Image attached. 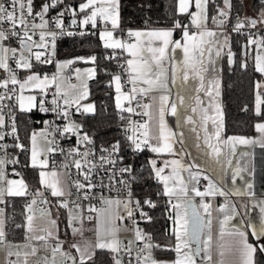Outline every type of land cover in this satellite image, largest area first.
I'll use <instances>...</instances> for the list:
<instances>
[{
	"label": "snow or ice",
	"instance_id": "1",
	"mask_svg": "<svg viewBox=\"0 0 264 264\" xmlns=\"http://www.w3.org/2000/svg\"><path fill=\"white\" fill-rule=\"evenodd\" d=\"M224 9H218V16H213V23L217 26L223 25L229 17V13L232 7L231 0H223ZM64 4V0H50V3H43L39 11L34 13L33 0H10V5L5 6V3L0 2V70L4 72V77L0 78V141L5 139L6 135L12 136L16 139L14 145L15 148L22 151L25 150L24 145L19 142L18 129L16 126L15 110L18 109L21 113H30L33 109H37L41 113L53 112L58 119L65 121L63 126H54L50 121H44L46 131L41 132L39 135L43 137L48 144L46 151L48 153L55 152L59 147H53L55 140H48V135L51 133L53 136L59 135L60 137L75 136L77 147L70 148L67 155L73 158V165L78 172L83 175L84 180L88 183H81L80 181L74 182V187L77 192L87 188L91 189L94 185L91 183L93 171L96 168H102L106 172L109 169L104 168L106 164L112 165L115 168L117 164L116 156L120 151L119 142L111 145L109 149L101 148L100 163L97 165L94 157L95 152L91 149L80 151V146L85 144H92L93 141L85 133L80 135L82 125L70 118L69 109L75 108V111L81 115L87 113H94V105L88 104L86 106L81 105V101L88 96L87 85H84V91L79 93H69L64 90L60 83L58 75H54L51 79L45 75L41 78L38 71H33L36 64H51L53 63V57L55 56V41L57 36L67 34L73 35L71 31H65L64 16L70 14L71 25L84 28L91 24L92 28L98 27V22L104 25V29L99 32L100 40L103 41V46L106 49H122L127 52L130 57L127 59V74L128 83L131 85L129 92L122 91L121 76H113V81L116 85V107L121 113L128 112L134 113L135 109L131 106L132 101L137 100V97H146L153 91H160L159 97H150L151 103L140 102L137 107L142 108L143 115L148 117V120L143 123H134L129 121V129L131 132L127 136L128 141L131 142L130 146L133 151H142L146 147L149 151L156 154H165L174 152V143L178 137L176 133L172 131L166 121V114L179 117L178 109L183 106L190 108L193 115L186 117L185 123L189 125L196 124L197 116L200 120L198 127L203 132L201 138L198 134L197 139L203 140V145L208 149V155L217 164H227L231 166L233 164V157L237 155V145H255L259 144L264 148V123H258L256 129L262 134V139L257 141L255 139H249L240 136H229L225 138L222 133L224 129L223 113L219 102L216 97L220 94V83L218 79H207L204 75L208 71V67L205 64V54H208V63L215 64L212 59L213 50H215V56L219 57L225 44L220 43L217 32L207 30L205 27V21L207 19V5L208 0H194L195 12H189L190 0H179L178 12L180 14H188L191 16V24L200 29L198 33H189L188 26L182 25L180 21L173 22L172 29L164 30H152L147 32L128 30L129 37H135V43H129L122 39H118L114 36V31L120 27V0H83L78 5V11L72 5H65L64 10L60 11L52 20L54 26L59 31L50 30V21L46 19L50 9H55L58 5ZM82 14L81 18L77 19L78 15ZM37 18L39 23L36 22ZM247 26L256 27L257 23L264 24V11H261L259 20L246 18ZM111 26L110 28L108 26ZM7 26V27H5ZM246 27L245 21L237 18L236 23L233 25V31L240 32L242 28ZM19 29V30H18ZM176 29L182 30L181 40H174L173 33ZM39 30V42L33 40V36L37 34ZM83 35V33H81ZM242 34V33H241ZM222 35V34H221ZM11 38H16L19 42V49L14 47L5 46V41ZM50 38V39H49ZM227 41V37H224ZM255 44L257 46V52L255 55V70L264 75V39L255 40L249 38L246 48ZM51 45V46H50ZM36 49L35 51L33 49ZM176 49H182L184 53V60L181 65H171V81L176 82L178 77H182L184 82L189 79L198 80L199 87H193L192 91H195L197 95L195 97L178 96V103L176 101H170L169 95L166 93L169 91V69L165 66L166 62L170 60L169 52H175ZM247 52L245 55L247 56ZM33 57L35 64L32 62ZM110 59L112 57H109ZM227 58L229 65L234 62V53L229 50L227 52ZM90 59L95 61L96 57L92 56ZM11 62V63H10ZM14 63L15 68L11 66ZM72 61L57 62L56 68L58 73L63 68H66ZM242 67H247V61L242 64ZM17 70H24L28 73L26 77L19 79ZM215 71V68H213ZM80 70L77 69V73ZM95 73L93 70H89L88 75L93 76ZM55 85V92L51 101H47L45 98L38 99L37 95H26V92L32 90H39V93H43L46 96V89L52 85ZM207 84V86H206ZM11 85V87H10ZM146 85V87H144ZM261 84L257 82V89ZM203 92L205 96L211 99L208 105H204V100L199 93ZM215 92V96H213ZM158 99V104L156 103ZM5 100L15 101V105L4 104ZM194 100V103L192 101ZM126 101L128 106H123ZM52 107H48V104ZM262 103L259 93L257 94V106L256 114L261 115L260 105ZM8 108V119L11 120L10 124H6V116L4 109ZM214 109L215 115L210 114L209 109ZM82 109V110H81ZM211 122V128L209 127ZM155 126V131L153 127ZM10 130L2 131L5 128ZM196 130L195 128L193 129ZM157 141L156 144H152L151 141ZM31 166L39 167L40 184L47 189H50L53 197H64L66 195L62 187L59 186V180H48L46 177H56V172H45L43 169L47 166V159H39L40 152L37 150V133H33L31 137ZM8 146L0 144V149H6ZM61 153L64 149H59ZM106 153V155L104 154ZM241 156H246L248 153L241 152ZM78 157V158H77ZM122 161L123 158L120 157ZM12 163H18V160H12ZM152 170L156 179L162 183L163 192L162 195L169 198V203L173 197H176L178 202L172 204V208L175 210L173 236L175 237V246L168 248L169 251H174L176 254L175 260L171 262L158 261L152 255L153 247L160 248V245H154L151 241V237L147 236L136 228L134 230V240H129L127 244H124L117 238L119 227L114 226L110 229H105L104 236L107 239H101V233L97 230V243L93 245H85L81 247L80 244L74 243L71 247L75 248L79 254V264H87V261L91 260L92 264H95L93 257L95 256L94 249L108 250L113 254L112 258L114 264H122L123 258L119 255L124 252L127 256L132 257L134 251V245L137 242H143L142 247H135V259L136 264H197L196 257L203 253L204 259L208 262L212 261L211 247H212V228H213V205L210 201H205V197L221 196L225 198V202L219 205L215 209L217 216L216 222L219 226V237L223 238L226 234L234 237L233 247L240 255L241 264H258L256 260V254H264V201L260 202V218L259 223H252L251 221H241L242 227L232 228L231 222L238 215V210L235 204L231 203L228 199L229 196H242L249 197L254 201L255 193L252 191L253 184L249 181L246 183L244 189L233 187L231 192L223 190L222 187H218L207 176L203 179L208 181L207 187L204 191H200L196 187L189 189V181L185 180L180 175L183 171H189V167L196 168L195 165L186 167L180 160L165 161L164 167H157L156 162L153 160L150 162ZM5 160L0 158V204L5 203L3 197L5 194L10 197H19L27 195V185L24 180H7L5 187V176L3 173V167ZM67 167V165H66ZM171 167V173L165 175V168ZM223 171V169H222ZM245 171H250L247 163L241 164L240 161L236 162V166L231 172L232 184L236 185L238 178H241V174ZM131 165H126L118 169V173L123 176L125 173H131ZM116 172H112L109 179H114ZM191 181L199 183L200 172H190ZM170 182H173V186L170 187ZM117 183L125 185L127 182L124 179L117 181ZM189 191L194 192L195 196L200 197L199 208L191 202L188 198ZM160 194V193H158ZM37 195L43 196V192H38ZM71 195V192L68 193ZM87 198V192L84 193ZM129 199L122 201L119 199L112 200L107 199L104 201L110 207L116 205L117 207L123 206L127 213V217L132 220L133 224H136L134 212L138 211L140 217L150 220L151 217L143 210L146 205L149 208H154L156 205L150 199L146 198L142 203L139 200L135 201L134 207H132V192L128 191ZM36 200L33 199L31 204L28 205V210H31V205L36 204ZM42 203H47L46 200H42ZM71 203H75L72 201ZM69 201L64 200L59 202V207L67 208ZM253 206H255L253 204ZM78 207V206H77ZM94 209H90L93 211ZM202 210V211H201ZM116 219L123 220V216L117 214ZM27 231L31 232L32 220L31 215L27 216ZM77 217L75 213H69V227H72L73 235H75L79 229L73 227ZM48 223L52 226H56L55 219H49ZM5 220L3 218V210L0 209V244H5L7 247L6 257L15 255L17 260L8 261V264H21L20 257L23 255L25 259L23 264H29L28 257H34L32 264H49L48 257L45 256L42 259L38 256V247L32 244H25L23 251L21 246L11 245L5 240L4 231ZM245 229L251 230V235L255 239L256 244L249 242V237L246 234ZM207 230V231H205ZM47 235H40L33 237L34 239L44 241V247L47 248L48 241L55 240L56 243L51 247L53 257L57 253L67 259L72 260V264H76V257L70 253L62 251L63 242L59 237L53 234L50 229H44ZM27 238V237H26ZM218 247L223 248L222 244H218ZM13 248L16 250L13 251ZM30 249V251H29ZM220 256L224 253L221 251ZM53 264L55 262L53 261ZM129 264H132L131 259ZM223 264V260L219 262Z\"/></svg>",
	"mask_w": 264,
	"mask_h": 264
},
{
	"label": "trees",
	"instance_id": "2",
	"mask_svg": "<svg viewBox=\"0 0 264 264\" xmlns=\"http://www.w3.org/2000/svg\"><path fill=\"white\" fill-rule=\"evenodd\" d=\"M39 5L43 0H33ZM81 0H74L73 3ZM221 0H208L207 17L208 21L216 15L214 3L220 4ZM230 13H235L238 17L242 13L243 6L240 0H231ZM264 5V0H252V9L258 11ZM120 25L130 27L146 26H173L174 21H180L183 24L184 15L176 11V0H120ZM232 17L228 18L229 23H234ZM181 29H176L174 35H179ZM229 35V46L234 53V62L229 65L226 55L223 54L220 61V104L223 113L224 135H242L248 136L253 133L254 124L264 120V88L256 91V83L262 79L261 73L255 70V64L252 57L243 51L247 37L245 33L236 31H225ZM96 60L91 64L94 67V76L87 82L88 96L87 101L93 102L95 112L87 115L81 120L86 127L93 131L95 138L99 142L114 143L121 142V134L114 129L117 122L116 110L112 103V88L110 85L111 76L118 73L117 56L121 54L118 50L104 48L97 35H86L80 37H63L57 45V57L76 58L92 57ZM109 57H112L111 59ZM247 61V67L242 64ZM35 64V63H34ZM72 64H83L81 61L73 60ZM51 65L36 64L33 71L40 74L51 69ZM121 76V75H120ZM122 81V76H121ZM259 93L262 103L260 105L261 115L256 114L257 94ZM40 115L33 110L30 113H21L17 111L16 126L18 129L19 142L26 144L29 136V129L34 123L32 119ZM16 140V139H15ZM15 160L12 168L16 169L26 182H37V169L27 164L26 151H15ZM144 169L139 175L136 184L137 191L142 195H149L155 203L154 208H144L145 212L151 217L145 220L144 226L148 231L151 241L154 245H160V248L153 247L152 255L156 259H168L172 256V235L169 231V210H163L160 197H155V191L160 190L158 182L152 175L151 168L147 160V151L144 150L141 155ZM11 206L15 213V227L11 228L8 238L10 241L21 240L23 237L24 211L21 206L20 197H9ZM64 220L61 214L58 216V226L61 231ZM95 264H112L113 258L108 250H95L93 257ZM258 264H264L263 256L258 252L256 254ZM92 264V261H87Z\"/></svg>",
	"mask_w": 264,
	"mask_h": 264
},
{
	"label": "crops",
	"instance_id": "3",
	"mask_svg": "<svg viewBox=\"0 0 264 264\" xmlns=\"http://www.w3.org/2000/svg\"><path fill=\"white\" fill-rule=\"evenodd\" d=\"M243 6V10L242 13L239 15V19L240 20H244L247 21L246 18H251L254 19L255 18V13H257L256 11H254L252 9V5H249V2H243L242 0H240ZM83 2V0L81 1H77L75 4L73 3V7H75L78 11V5ZM223 0H221L220 4L218 5V9H222L221 7H223ZM178 5H179V0H176V11L178 14H180L178 12ZM226 12H228V9L223 8ZM195 5H194V0H190V8H189V12H195ZM253 11V12H252ZM255 12V13H254ZM216 13H218V10L216 11ZM254 13V14H253ZM180 15H184L185 18H188L189 22H190V29L188 30L189 33H198L200 31V29H197L196 26L191 24V16L188 14H180ZM82 14H79L77 19L81 18ZM216 16V15H215ZM237 21L234 20L235 24ZM99 23V22H98ZM205 23V27L207 28V30L210 31H215L217 32L219 39H220V43L225 44L226 46L223 48L221 55L219 57L215 56V50H213L212 53V59L215 61V64H209L208 63V54H205V64L208 67V71L204 73L206 80L207 79H218L219 83H220V76H219V72H220V61L222 58V55L225 54L226 58H227V52L229 50V35L220 28V26H217L216 24L213 23V20L210 19L208 21V17L206 19ZM173 26H163V27H157V26H144V27H134V31H141V32H147V31H152V30H164V29H172ZM102 31V30H101ZM100 32V31H99ZM99 32L96 34L101 45L103 46V41L100 40L99 37ZM222 34V35H221ZM114 36L118 39H120V37L114 33ZM224 37H227V41H225ZM182 38V30L179 33V35H174L173 33V39L174 40H181ZM253 39V38H252ZM263 39V38H262ZM36 42H39L36 41ZM136 42V38L133 37L132 41L130 43H135ZM248 40H246V45H247ZM5 43V42H4ZM58 45V44H57ZM6 46V44H5ZM104 47V46H103ZM35 49V48H34ZM110 49V48H109ZM111 50H118L120 52V54L123 56L124 58V65L125 68L127 70V64L126 61L127 59H129L130 57L127 55V52L123 51L122 49H111ZM169 56H170V60L168 62H166V67L169 69V91L166 93L167 95H169V99L170 101H176L178 103V96H188L191 95L193 97H195L197 95V93L195 91H192V88L195 87H199V81L198 80H193V79H189V81L184 82L182 80V77H178L176 82L173 83L171 81V65L174 63L176 65H181L183 60H184V53L182 49H176L175 52L170 51L169 52ZM58 59V57H57ZM228 59V58H227ZM33 63L35 62V59H33L32 61ZM71 65H74L71 63ZM80 65V64H79ZM92 65V64H91ZM93 66V65H92ZM213 68H215V71H213ZM68 70H71L72 73V69L68 68L66 70V72ZM66 72H65V79H66ZM20 77L19 79L23 80L26 75H28V73L24 70H21L20 73ZM40 74V73H39ZM118 74V73H115ZM119 75V74H118ZM44 73H41V78H43ZM52 78V77H51ZM50 78V79H51ZM90 79V78H89ZM88 79V80H89ZM126 81H128V74L126 71ZM66 82L69 83L66 79ZM88 82V81H87ZM76 83V79L75 82ZM73 83H69V84H73ZM207 86V84H206ZM146 87V85L144 86ZM131 88V85L127 82V86H122V91L127 93L129 92ZM260 90V88L258 89V91ZM113 91V90H112ZM26 95H37L38 99H40L41 97V93H39V90H32L30 92H26ZM161 94L160 91H153L151 93H149V97L155 96V97H159V95ZM199 95L201 96V98L204 100V105L207 106L209 100L211 99L208 96H205L203 92L199 93ZM213 96H215V92H213ZM216 100L219 102L220 104V94L218 97H216ZM90 102V101H89ZM152 101L150 100L148 103H151ZM112 103H113V93H112ZM123 106L126 103V101L122 102ZM156 103L158 104V99L156 101ZM192 103H194V100L192 101ZM15 104V101H14ZM114 106V104H113ZM221 107V104H220ZM115 110H118L116 106H114ZM34 110V109H33ZM222 110V109H221ZM16 111H18V109H16ZM71 115L70 118L74 121L79 120L78 118L75 117V115L73 114V112H75V110L73 108L69 109ZM144 111V110H143ZM179 113H181V115L179 117L177 116H172L170 113L166 114L165 116V121L168 125V127L174 131L176 133V136L178 137L177 141L174 143V152L173 153H165V154H156L153 153L151 151H149L146 148L147 151V160H148V164L151 168L152 171V175L154 176V179L158 182L159 184V189L161 191V193L163 192V185L162 183H160L156 177L155 174L152 170V165H151V161H155L157 167H164L165 166V161H172V160H180L182 164H184L186 167H189L191 165H195L196 168H191L189 167V171H183L180 173V175L182 177L185 178V180L189 181V189H191L192 187H196V183L191 181V177H190V172L194 173L197 170H199L200 172V177L201 176H207L209 179H211L214 183L217 184L218 187H222L223 190L231 192L233 187L239 188V189H244L246 187V183L247 182H251L253 184V188L252 191L255 193V199L254 201L250 200L249 197H242V196H229L228 199L231 203L235 204L237 210H238V215L236 216V218L231 222L230 227L232 228H236V227H242L241 221H251L252 223H259V218H260V202L264 201V148L260 147L259 144H255V145H237V155L235 157H233V164L231 166H228L227 164H217L207 153H208V149L203 145V140L202 139H197L198 134L200 135V137H203V132L202 130L198 127V125L200 124V120L197 116L196 119V124L194 125H189L187 123H185L184 121L186 120V117L189 115H193L191 113L190 108H188L187 106H183L180 107L178 109ZM19 112V111H18ZM95 112V111H94ZM210 114L215 115L214 109L210 108L209 109ZM143 113V112H142ZM93 114V113H91ZM91 114H86V115H91ZM141 120L142 123L146 120H148V117L144 116L143 114H141ZM258 123H264V120L256 122L254 124V128H253V133L251 135L248 136H242V135H224V133H222V135L227 138L229 136H240V137H245V138H249V139H255L257 141L262 139V134L259 133L256 129V125ZM209 127L211 128V122H209ZM196 129L195 131L193 129ZM153 131H155V126L153 127ZM29 136H28V141H27V146L25 148L26 151V158H27V164L29 166H31L28 163V149L30 146V142H29V138L31 137L32 133L28 132ZM17 142V141H16ZM152 144H156L157 141L152 140L151 141ZM15 151H19L20 149L15 148ZM241 152H246L248 153V155L246 156H241L240 153ZM16 158V154L13 152V156H12V160H15ZM240 161L241 164L247 163L250 171H245L241 174V178H238L236 185L232 184V180H231V172L233 170V168L236 166V162ZM263 162V165L262 163ZM13 165V163H12ZM12 167V166H11ZM37 169V182L34 183L36 186L40 187V188H46L41 186L40 184V176H39V172H40V168L36 167ZM223 169V171H222ZM14 174H6V172L4 171V167H3V173L5 176V187H6V181L7 180H20L21 178L24 180L25 183H27L25 181V179L18 174V172H16L17 170L12 168ZM45 172H56L57 176L56 177H46V179L48 180H59L60 184L59 186L63 188V190L66 192V179H65V172L59 169H53L51 168L48 163L47 166L43 169ZM171 173V167H167L165 168V175H168ZM31 183V182H30ZM208 181L206 180L205 185L202 188H198L200 191H204L205 188L207 187ZM173 186V182H170V187ZM197 188V187H196ZM47 189V188H46ZM50 191V189H48ZM51 192V191H50ZM5 196H7L5 194ZM4 196V197H5ZM3 197V198H4ZM188 198L191 199L194 203V205L197 206V208H199V204H200V197L195 196L194 192L189 191L188 193ZM205 201H210L213 205V228H212V234H213V240H212V247H211V254H212V261L208 262L204 259L203 253H201L199 260H197V264H219V262L221 260H223V264H241L240 262V255L239 253L235 250V248L233 247V241H234V237L229 236V235H225L223 238L219 237V226L218 223L215 220V217L217 216V212L215 211L216 208L219 207V205L223 204L225 202V198L221 197V196H215V197H205L204 198ZM30 200L26 205H23V211H24V224H23V237L21 240H17V241H7L8 243H10L11 245H18L21 246V250L23 251V246L25 244H32L34 246H37L39 251H38V256H40L41 251L44 250V252L49 255L48 259L50 258V253H49V246L47 248L44 247V241H40L37 239H34L33 237L36 236H31V232L27 231V224H26V216L28 215H36L39 214L41 212H52L53 215L55 214V218H56V228H57V235L61 236L62 232L59 229L58 226V216L59 214H61V210L62 209H49L46 211H41L38 212L35 208V204L31 205V210H28V205L31 204ZM178 200L176 197L172 198L171 204L169 206V213H168V217H169V231L172 235V248L175 246V237L173 236L172 232H173V228H174V218H175V210L172 208V204L177 203ZM253 204L255 206H253ZM102 211V210H101ZM202 211V210H201ZM51 213V214H52ZM35 219H37V217H35ZM43 220V226L39 227V231L37 233V236L40 235H47V232L44 231V229H50L53 231V234H55V227H52L50 224L45 223L48 222L47 219H42ZM45 220V221H44ZM207 231V230H205ZM246 234L249 237V242L253 243L254 245L256 244L255 239L252 237L251 235V230L250 229H245ZM27 237V238H26ZM54 242L53 240H49L48 241V245L49 243ZM218 244H222L224 247L220 248L218 247ZM16 249L13 248V251H15ZM7 251V247L5 245V248L2 247V245H0V256ZM30 251V249H29ZM223 251L224 255L220 256L219 253ZM40 252V253H39ZM263 258H264V254L260 253ZM15 256V255H14ZM16 257V256H15ZM33 257H28V261L30 262L32 260ZM176 258V254L174 251H172V256L170 257L171 261L175 260ZM25 259V257L23 255H21L20 257V261L21 264H23V260ZM42 259V258H41ZM54 260L59 261L58 258H54ZM169 259V258H168ZM17 260V257H16ZM77 262H79L78 260H76ZM0 264H2L0 262Z\"/></svg>",
	"mask_w": 264,
	"mask_h": 264
},
{
	"label": "built area",
	"instance_id": "4",
	"mask_svg": "<svg viewBox=\"0 0 264 264\" xmlns=\"http://www.w3.org/2000/svg\"><path fill=\"white\" fill-rule=\"evenodd\" d=\"M74 0H64V4L58 5L55 9H50L48 15L46 16V19L50 21V30L52 31H59L55 28L54 23H52L53 18L62 10H64L65 5H73ZM0 2L5 3V6L10 5V0H0ZM34 2V1H33ZM43 3H50V0H43V2L39 5H36L34 3V13L35 11H39L40 7ZM214 8L216 11L218 10V4L214 3ZM216 16H218V13H216ZM229 17H232L233 19H237L238 16L235 13H229ZM228 17V18H229ZM71 15L66 14L64 16L65 21V31H71L73 35L69 36L67 34L59 35L56 38L55 41V56L53 57V63L57 60V44L59 40H61L63 37H80V36H86V35H94L97 34L99 31L104 29V25L102 23H98L97 28H92L91 24L88 26L81 28L79 26H73L71 25ZM37 23H39V19L36 20ZM246 27L242 28L240 30V33H245L247 40L249 38H254L255 32H258L259 35L264 39V27H250L247 26V21H245ZM188 26V30L190 29V22L188 18L183 19V24ZM233 23H229L226 21L223 25L220 26V28L224 31H233ZM7 27V26H5ZM110 28V26H108ZM19 30V29H18ZM128 30H133L134 27L130 26H121L114 31L120 39L131 42L133 37L128 36ZM83 33V35L81 34ZM50 39V38H49ZM34 41L39 40V30H37V34L33 36ZM6 46L8 47H14L19 49V42L16 38H11L8 41H5ZM51 46V45H50ZM117 62V69L118 74L122 76L121 84L122 86H127L126 81V68L124 65V58L121 55L120 57L117 56L116 58ZM11 63V62H10ZM53 63L51 64H41V65H51L53 67ZM13 68H15L14 63L11 64ZM18 76L20 77L21 70H17ZM4 72L0 70V78L4 77ZM47 75L49 78L53 77L52 68L44 72V76ZM66 79L69 83L75 82V77L72 75L71 70H68L66 72ZM11 87V85H10ZM0 91H3V89H0ZM55 92V85L48 87L46 89V96L41 93L40 98H45L47 101H51L53 98V93ZM150 101L149 95L146 97H137V100L132 101L131 106L135 109L134 113H128L116 110V118L117 122L114 125V129H116L121 134V142L120 145V151L118 155L116 156L117 164L115 168H113L112 165L106 164L104 168L109 169L110 171L106 172L102 168H96L93 171L91 183L94 185L90 190L85 188L81 190L80 192H77V189L74 187V182L80 181L81 183L87 184L88 182L84 180L83 175H81L78 170L73 165V158L67 155V152L70 148L77 147L76 144V137L75 136H65L60 137L58 134L53 136L51 133L48 135V140H55V144L53 147H56L58 145L59 147L55 152L48 153L47 151L40 154L39 159H47L48 165L53 169H59L65 172V179H66V195L64 197H53L51 195V192L46 188H40L36 186L34 183L27 182V195L25 196H19L21 198V206L26 205L30 200L35 199L37 202L35 204V208L38 212L46 211L49 209H65L68 212L75 213L77 219L74 222L73 227L77 229H81L83 227V223L85 221H90L93 219V216L100 213L101 210L104 208L105 203L104 201L107 199L112 200H122L127 201L129 199L128 197V191L131 190L132 192V207L135 205V201L139 200L141 203L146 199L150 198L149 195H142L137 191L136 184L139 180V175L144 169L143 161L141 160V155L144 150H146V147H144V150L142 151H133L132 147L130 146L131 142L128 141L127 136L131 134L129 129V121H132L134 123H142L141 120V114L143 112V109L140 107H137V104L140 102L148 103ZM4 104H14L13 101L5 100L3 102ZM48 107H52V105L49 103L47 105ZM125 107L128 106L127 102L124 104ZM40 116L38 118L32 119V127L29 129L30 133H37L40 134L41 132H45V124L44 121H50L52 122L53 127L54 126H63L65 121L63 119H58L53 112L48 113H41L37 109H34ZM5 116H6V124H10L11 120L8 119V108L4 109ZM77 120L76 122L82 125V130L80 135L83 136L85 133L91 138L93 141L92 144H85L83 146H80V151L83 152L85 150H93L95 152V161L97 165L100 163V155L102 154L100 149L103 147L105 149H109L111 145L116 144L114 143H103L99 142L95 138V134L93 131L89 130L86 127V124L81 120L82 118L86 117L87 115H81L77 113L76 111L73 112ZM17 111L15 110V119H16ZM9 128H5L2 131H9ZM16 143V140L9 135L5 136V139L3 141H0V144H5L8 147L6 149H0V158H3L5 160L4 164V171L6 174H14L12 170V156L13 152L12 150L15 149L14 145ZM60 148L64 149V152L61 153L59 150ZM106 155V153H104ZM120 157L123 158V160H120ZM78 158V157H77ZM67 165V167H66ZM131 165L132 172L131 173H125L123 176H121L118 173V169L120 167ZM112 172H116V175L114 179L110 180L109 176L112 174ZM204 175L200 177L199 183H196L197 188H202L205 185L206 180L203 179ZM124 179L127 182V187L125 185L117 183V181ZM38 192H43V196L37 195ZM71 192V195H68V193ZM87 192V198H85L84 193ZM160 193V194H158ZM155 197H160L161 199V207L162 209L169 210V206L171 203H169V198L162 195L160 190L155 191ZM10 196H5L3 199L5 203L0 204V209L3 210V218L5 220L4 225V231H5V240L9 241L8 234L10 233L11 228L15 227V213L14 208L11 206L10 203ZM42 200H46L47 203H42ZM67 200L69 201V206L67 208L59 207V202ZM74 201L75 203H71ZM172 201V200H171ZM78 206V207H77ZM148 208L146 205L144 208ZM143 210L145 211V209ZM90 209H94L93 211H90ZM119 215L123 216V220H119L122 222L125 228V233L120 237V240L127 244L129 240H134V230L136 228H139L142 230V232L147 236H149L148 231L145 229L144 222L146 219H143L140 217V214L138 211L134 212V219L136 221V224L132 223V220L127 217V213L123 206L119 207L118 213ZM2 247L5 248V244H0ZM55 245V242L49 243V253L50 258L48 259L49 264H53V261L55 264H71L70 260L66 257L59 259V261H56L53 259V255L51 252V247ZM143 242H137L136 245H134V251L133 256L129 257L124 252H121L119 255L123 258L122 264H129V260L131 259L132 264H136L135 259V247L139 246L142 247ZM63 252H66V249H63ZM113 256V254L111 253ZM15 261L16 257L13 255L11 257H6V251L0 256V262L2 264H8V261ZM33 259L29 262V264H32ZM76 264H79V262L76 261ZM113 264V263H112Z\"/></svg>",
	"mask_w": 264,
	"mask_h": 264
},
{
	"label": "rangeland",
	"instance_id": "5",
	"mask_svg": "<svg viewBox=\"0 0 264 264\" xmlns=\"http://www.w3.org/2000/svg\"><path fill=\"white\" fill-rule=\"evenodd\" d=\"M242 1L243 2H249V5H252V0H242ZM221 8L222 9L224 8V3H223V7H221ZM261 11H264V5L259 8L257 13L254 12L255 13L254 19L259 20ZM256 26L264 27V24L257 23ZM253 39L261 40L262 37H261V35H259L258 32H255V36ZM245 46H246V44H244V46H243L244 53L247 52L248 55L252 57V60L254 61V64H255V55L257 52V46L255 44L250 45L247 48ZM33 50L35 51L36 49H33ZM80 58L81 57L69 58V59L62 58V59H57L53 63V67H52L53 74L59 76L62 88L64 90L68 91L70 94L74 93V92L75 93L83 92L85 90L84 85H87V92H88L87 81L89 78H92L94 76V75L93 76L88 75L89 70L94 71V67L91 65V60L90 59H80ZM83 58H90V57H83ZM33 59H34V57H33ZM73 60L81 61L83 64L71 65V63H70V64H68V66L66 68H63L58 73V70L56 68L57 62H65V61H73ZM68 68L72 69V75L75 77L76 83L69 84L66 82L65 72ZM77 69L80 70L79 73H77ZM115 75H118V74H113L111 76V79H110V85H111V88L113 90V104H114V106H116V96H117L116 85L113 81V76H115ZM40 76H41V74H40ZM258 82L261 84L260 89H263L264 88V75H262V79ZM256 85H257V83H256ZM257 90L258 89L256 87V91ZM88 104L94 105L93 102H91V101L89 102L86 99L81 101L82 106H86ZM73 109L75 110L74 107H73ZM94 109H95V106H94ZM87 114H91V113H87ZM31 137H32V135H31ZM31 137L29 138L30 146L28 149V163L30 165H31V147H32ZM47 147H48L47 141L43 137H41L39 134H37V150L40 152V154L45 152ZM263 162H261L262 165H263ZM118 210H119V207H117L116 205H112L110 207L109 205H107L105 203V206L102 209V211L100 213L94 215L92 220L85 221L83 223V227L81 229H79L80 231H78L75 235H73L72 227H69V225H68L70 212H68L65 209L61 210L62 211L61 212V218L64 220V225H63V228L61 229L62 235L61 236L57 235L56 226H55V234L54 235L58 236L60 241L63 242L62 251H63V249H66L65 253H70L72 256L76 257V260L79 261V254L77 253L75 248L71 247V245L74 243H78L81 245V247H83L85 245H93L94 246L97 243V230L98 229L101 233V239L103 240V239L108 238V237L104 236L105 229H110L114 226H118L120 230L117 233V238L120 239V237H122V235H124V233H125V228H124V225L122 224V222L115 218L117 213H118ZM51 213L52 212H47V213L41 212V213L36 214V215H34V214L31 215L33 217L32 224H31L33 230L31 231V236H37V233L39 231V227L43 226V220L42 219H47V221H49L50 218L56 220V218H55L56 213H54V215H53V213L52 214ZM35 217H37V219H35ZM26 218H27V216H26ZM45 223H48V222H45ZM26 224H27V219H26ZM53 241L56 243L55 240H53ZM44 250L45 249H43V251H41V253L39 252L40 258H43L45 256H47V257L49 256L44 252ZM94 250H96V249H94ZM54 258L55 259L56 258L61 259V258H64V256H61L59 253H57ZM32 259L34 260L35 258L33 257ZM69 260H70V263L72 264V260L71 259H69ZM157 260L158 261L171 262L170 258L169 259H157ZM113 264H114V261H113Z\"/></svg>",
	"mask_w": 264,
	"mask_h": 264
},
{
	"label": "water",
	"instance_id": "6",
	"mask_svg": "<svg viewBox=\"0 0 264 264\" xmlns=\"http://www.w3.org/2000/svg\"><path fill=\"white\" fill-rule=\"evenodd\" d=\"M191 202L193 203V201L191 200ZM194 204V203H193ZM200 256L196 257L197 260H199Z\"/></svg>",
	"mask_w": 264,
	"mask_h": 264
}]
</instances>
